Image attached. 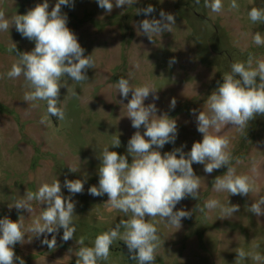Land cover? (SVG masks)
I'll use <instances>...</instances> for the list:
<instances>
[{"label":"rangeland","instance_id":"rangeland-1","mask_svg":"<svg viewBox=\"0 0 264 264\" xmlns=\"http://www.w3.org/2000/svg\"><path fill=\"white\" fill-rule=\"evenodd\" d=\"M44 0H0V10L11 19L15 14L23 15ZM49 11L57 0H48ZM231 0H223L224 8L213 13L195 0H138L132 6L113 7L111 13L98 6L96 0H74V6H61L68 17L67 27L75 33L84 55H93L95 68L86 72L88 81L76 83L67 77L62 83L60 99L65 101L66 117L58 120L48 116L45 124L40 120L47 114L45 101L32 103L23 100L24 77L10 79L6 73L17 60L18 53L30 52L35 42L21 36L15 25L9 31H0V218L8 216L17 221L23 216L27 228L42 208L33 201L34 211L17 210L8 205L21 198L26 190L36 191L43 183L58 179L61 191L75 202L73 223L76 232L73 239L62 240L63 229L56 235V247L49 249L41 243L44 236L32 237L26 233L25 243L14 246L16 256L25 264H75L77 240L85 237V246H93L97 235L114 227L122 219H128L123 212L111 209L107 194L92 196L90 186H98L99 155L104 147L127 155V142L137 131L127 117L126 105L131 99L123 98L115 84L120 77L128 78L133 86L149 84L156 89L158 100L153 94L144 101L145 106L155 103L157 115L167 113L177 122L175 143H168L158 149L163 155L182 145L185 153L192 144L202 141L197 131L195 115L207 111L209 95L222 83L224 73L231 71L234 62H244L251 53L257 59H264V45L253 43V35L259 31L264 35V23H253L248 12L252 7L264 8V0H236L238 9L229 10ZM115 5V0H113ZM151 4L155 11L147 16L136 14V9ZM163 10L174 15L176 24L171 32L154 36L150 42L139 29L143 19H160ZM12 43L16 51L10 52ZM174 58L175 62L170 63ZM139 64V68L135 65ZM258 79V78H257ZM71 90L77 96L71 95ZM172 98L176 100L170 108ZM196 109L193 115L191 110ZM143 126L139 131L143 134ZM222 135L230 139L229 151L234 159L232 166L237 174L255 178V191L247 196L230 195L213 190L216 176L223 175L227 167L204 172V166L194 163L195 174L201 177L199 199L186 197L174 211L192 213L182 218L181 226H170L160 217L154 218L160 236V247L155 264H264L250 256L237 260L236 249L260 253L264 256V216H256L247 208L264 196V116L258 115L249 122L242 135L228 125L222 128ZM119 138V148L111 147ZM239 157L240 164L235 163ZM131 156H128L131 163ZM69 166L79 168L70 172ZM255 169V171H253ZM65 178L85 180L84 191L72 195L63 187ZM209 198L217 199L221 205L236 204L240 210L230 218H222L219 208L201 213V207ZM152 219V218H149ZM48 235V239H51ZM257 245L259 247H257ZM71 250V251H70ZM18 264V261L15 262ZM99 264H136L129 258L126 244L114 241L107 261Z\"/></svg>","mask_w":264,"mask_h":264},{"label":"clouds","instance_id":"clouds-1","mask_svg":"<svg viewBox=\"0 0 264 264\" xmlns=\"http://www.w3.org/2000/svg\"><path fill=\"white\" fill-rule=\"evenodd\" d=\"M98 6L111 13L113 7L121 8L132 6L138 0H96ZM196 4L200 0H195ZM61 6H74V0H57L49 11V2L37 4L26 14H15L11 19L6 18L5 12L0 10V31H9L10 25H15L16 31L22 37L35 42V47L30 52L18 53L17 60L6 73L10 79L24 77V87L27 89L23 100L37 105L36 101H45L47 114L40 120L45 124L48 116L58 120L66 117L65 101L60 99L61 88L67 87L62 83V78L67 77L71 81L80 83L88 81L86 72L89 68H95L93 55H84L77 36L67 27L68 17L62 13ZM204 7L213 13H220L223 8V0H204ZM236 0H231L229 10L238 9ZM154 7L149 4L146 8L136 9V14L145 16L153 13ZM160 19H143L139 22V29L147 36L150 42L155 43L154 36L163 32H171L176 24L173 14L163 10L159 13ZM248 17L253 23H264V8L252 7ZM253 43L257 46L264 45V35L257 31L253 35ZM10 52L16 51V45L12 43ZM173 58L170 63H174ZM139 68V64L135 65ZM133 76L129 72L128 78L120 77L115 87L123 98L128 101L127 117L131 120V126L137 129L127 142V155H121L116 151H110L104 147L99 158L101 164L98 168V186H90L88 193L92 196L107 194L111 209L123 212L128 219H122L114 227L96 236L93 246H85V237L77 240L80 245L76 251L75 264H99L107 261L110 248L114 241H123L128 249L129 258L136 264H155L156 253L160 247L158 228L153 222L154 218L161 220L170 226H181L182 218H190L192 213L185 210L174 211L176 205L186 197L199 199L201 177L193 170L194 163L204 166V172L211 174L214 170L227 167L223 175L216 176L213 181V190L216 192H228L230 195L247 196L255 191V178L247 174H237L232 166L234 159L229 151L230 139L222 135V128L231 125L242 135L249 126V122L256 116H264V59H257L249 54L244 62H234L231 71L224 73L222 83L208 96L206 101L207 111L202 110L198 115L196 109L191 112L195 115L197 131L202 134V141L192 144L191 150L183 151V145L163 155L158 149L165 144L175 143L177 138V122L167 113L157 115L155 103L145 106L144 101L153 94V100H158L156 89L143 84L133 86L130 79ZM258 78V79H257ZM72 96H77L71 90ZM176 106L175 98L170 102V108ZM145 129L143 134L139 129ZM120 139L113 140L111 147L119 148ZM128 156H131L129 163ZM235 163H242L239 157ZM70 172H77L79 168L69 166ZM255 171V169H253ZM85 180L65 178L63 187L72 195L83 193ZM62 185L58 179L51 183L41 184L36 191L26 190L24 195L16 199L9 208L26 210L32 213L33 201L40 205H46L41 213L32 219L31 224L25 228L23 216L17 221L8 216L0 218V264H25L23 258L16 256L14 246L17 243H25L26 233L32 237L44 236L42 244L49 249L56 247V235L63 229L62 240L67 242L73 239L76 232L73 223L75 214V202L71 196L65 197L61 191ZM219 208L222 218H230L240 210L236 204L221 205L217 199L209 198L197 210L205 213ZM247 210L256 215L264 216V196L253 202ZM206 214V213H205ZM152 218V219H149ZM51 239H48V235ZM257 247H259L257 245ZM71 251V250H70ZM237 260L251 257L260 262L264 256L260 253L245 252L244 249H236Z\"/></svg>","mask_w":264,"mask_h":264}]
</instances>
